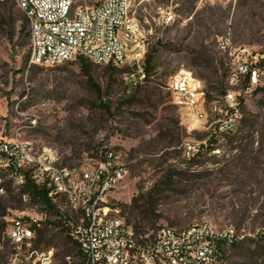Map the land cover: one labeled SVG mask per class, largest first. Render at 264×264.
<instances>
[{
  "label": "rangeland",
  "instance_id": "rangeland-1",
  "mask_svg": "<svg viewBox=\"0 0 264 264\" xmlns=\"http://www.w3.org/2000/svg\"><path fill=\"white\" fill-rule=\"evenodd\" d=\"M130 1L144 62L150 57L152 66L137 88L124 79L126 68L92 66L87 76L78 60L30 64L28 22L21 32L25 14L14 0H0V140L54 152L70 166L114 151L126 172L107 197L113 213L145 232L231 229L236 244L226 250V263L264 264V71L256 82L241 77L231 86L227 80L230 52L247 48L264 65V0ZM180 70L201 80L211 96L201 121L167 89ZM224 89L239 101L228 130L219 128ZM212 102L223 111L212 112ZM0 177V264H21L26 253L16 257L7 227L21 213H33L36 201L7 172ZM41 234L35 246L52 248L49 264H78L75 247L55 225Z\"/></svg>",
  "mask_w": 264,
  "mask_h": 264
},
{
  "label": "built area",
  "instance_id": "built-area-1",
  "mask_svg": "<svg viewBox=\"0 0 264 264\" xmlns=\"http://www.w3.org/2000/svg\"><path fill=\"white\" fill-rule=\"evenodd\" d=\"M29 24V63L59 66L84 58L94 65L126 68L124 79L132 88L147 82L144 48L137 41L138 24L130 17V0H101L75 6L73 0H14ZM234 57L227 76L231 86L241 77L256 82L263 61L247 48L230 52ZM167 89L197 121L206 118L208 103L202 81L190 71L169 77ZM225 120L219 128L233 129L239 101L235 92L223 95ZM212 112H222L216 103ZM230 123V126L224 125ZM190 151L195 145L187 144ZM0 171H5L22 191L28 182L47 191L49 204L35 200L33 213L18 215L7 227L21 264H49L52 248L38 251L39 232L55 225L75 247L78 264H227L225 253L235 243L231 229L217 231L207 225L184 229L163 227L137 230L107 204L111 190L124 178L120 156L106 150L98 159L63 164L51 151H35L19 140H0ZM5 185L0 177V194ZM27 193V192H24ZM28 194V193H27Z\"/></svg>",
  "mask_w": 264,
  "mask_h": 264
},
{
  "label": "trees",
  "instance_id": "trees-1",
  "mask_svg": "<svg viewBox=\"0 0 264 264\" xmlns=\"http://www.w3.org/2000/svg\"><path fill=\"white\" fill-rule=\"evenodd\" d=\"M26 22L27 20L23 21V25H22V28H21V32L24 33L25 31V26H26ZM80 62V66H81V71L87 75V76H90V72H91V67L92 66H98V65H94L92 64L91 62H89L88 60L84 59V58H80L78 60ZM151 61H150V57H147L145 59V71L147 73V76H150L151 74V71H152V66H151ZM107 67L109 68H112V69H118L117 67H113L112 65H107ZM89 79L92 81V78L89 77ZM248 80V78H246ZM227 92V89H224L221 91V94L222 95H225V93ZM207 96V95H206ZM209 97V98H208ZM208 99H211V96L208 95L207 96ZM212 150H214V147H207V152H211ZM24 192H27L31 197L32 199L34 200H38L40 202H44L46 204H49L48 202V199H47V191L44 190V189H40L38 190L36 188L35 185H33L32 183L28 182L27 185H26V188L24 189ZM137 230H140L139 227H137L136 225H133ZM42 232H39L38 235L39 236H42L41 234ZM261 238L262 240H264V235H261ZM68 240V239H67ZM236 243H234L232 246H235ZM80 264V262H79Z\"/></svg>",
  "mask_w": 264,
  "mask_h": 264
}]
</instances>
